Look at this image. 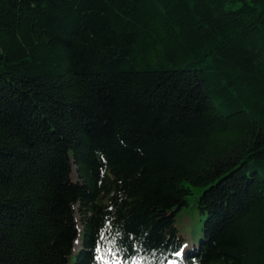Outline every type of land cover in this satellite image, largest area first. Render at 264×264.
<instances>
[{
	"label": "trees",
	"instance_id": "obj_1",
	"mask_svg": "<svg viewBox=\"0 0 264 264\" xmlns=\"http://www.w3.org/2000/svg\"><path fill=\"white\" fill-rule=\"evenodd\" d=\"M114 259L264 264V0H0V264Z\"/></svg>",
	"mask_w": 264,
	"mask_h": 264
},
{
	"label": "snow or ice",
	"instance_id": "obj_2",
	"mask_svg": "<svg viewBox=\"0 0 264 264\" xmlns=\"http://www.w3.org/2000/svg\"><path fill=\"white\" fill-rule=\"evenodd\" d=\"M103 241V233H101V240H98L97 241V244H96V253H97V259H104V257L100 256V252H101V243ZM117 242L116 241H113V244H116ZM121 249L118 247L116 249L117 252H119ZM175 255L177 257H183L184 255H186V252H185V249L184 248H181L179 251H177L175 253ZM110 264H120L119 260L118 259H114L110 262ZM172 264H177V262H172Z\"/></svg>",
	"mask_w": 264,
	"mask_h": 264
},
{
	"label": "rangeland",
	"instance_id": "obj_3",
	"mask_svg": "<svg viewBox=\"0 0 264 264\" xmlns=\"http://www.w3.org/2000/svg\"><path fill=\"white\" fill-rule=\"evenodd\" d=\"M73 178L74 179H77V172L75 171V168L73 169ZM190 202H191V206L193 207L194 206V204H195V197H193V196H191L190 197ZM77 219H78V221H79V225L81 226V223H80V220H81V216H80V214L78 213V211H77ZM78 243L76 244V248H78ZM170 264H172V262H170Z\"/></svg>",
	"mask_w": 264,
	"mask_h": 264
}]
</instances>
